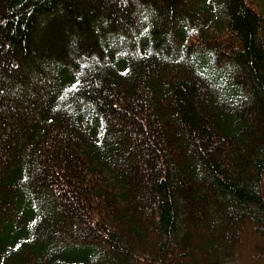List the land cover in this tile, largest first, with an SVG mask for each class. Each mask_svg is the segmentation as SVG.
I'll return each instance as SVG.
<instances>
[{
    "label": "trees",
    "instance_id": "16d2710c",
    "mask_svg": "<svg viewBox=\"0 0 264 264\" xmlns=\"http://www.w3.org/2000/svg\"><path fill=\"white\" fill-rule=\"evenodd\" d=\"M0 264H264V0H0Z\"/></svg>",
    "mask_w": 264,
    "mask_h": 264
},
{
    "label": "rangeland",
    "instance_id": "374dc122",
    "mask_svg": "<svg viewBox=\"0 0 264 264\" xmlns=\"http://www.w3.org/2000/svg\"><path fill=\"white\" fill-rule=\"evenodd\" d=\"M33 77L36 78V79H38V80L41 79V78H40V75H39L38 72H36V71H35V74H34ZM49 204H51V202H50Z\"/></svg>",
    "mask_w": 264,
    "mask_h": 264
}]
</instances>
